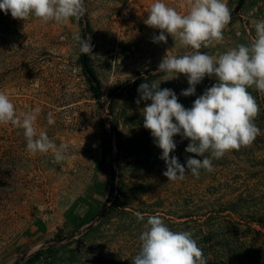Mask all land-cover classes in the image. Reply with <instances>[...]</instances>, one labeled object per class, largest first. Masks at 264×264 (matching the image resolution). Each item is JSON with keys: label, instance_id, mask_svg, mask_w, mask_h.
Segmentation results:
<instances>
[{"label": "rangeland", "instance_id": "1", "mask_svg": "<svg viewBox=\"0 0 264 264\" xmlns=\"http://www.w3.org/2000/svg\"><path fill=\"white\" fill-rule=\"evenodd\" d=\"M154 2L84 0L83 17L64 24L0 11V92L18 116L40 108L37 132L64 146V159L56 162L51 151L29 152L22 128L0 124V264H132L148 215L160 216L173 231H190L200 248L213 224L231 248L253 240L264 248L251 231L263 232L256 220L264 216V93L248 89L261 129L250 146L214 159L212 172L168 181L162 150L143 127L142 109L151 101L136 103L138 87L160 83L187 109L217 81L205 76L187 97L180 95L189 87L186 75L163 81L156 70L166 52L180 56L191 49L170 35L166 44L152 42L160 30L143 21ZM163 2L183 11L182 0ZM226 2L231 21L223 40L201 48L212 56L250 43L254 22L264 20V0ZM76 34L91 37L92 52L80 51ZM173 139L170 155L182 165L189 156L202 159L185 152L188 139ZM137 212L145 221L137 222Z\"/></svg>", "mask_w": 264, "mask_h": 264}, {"label": "clouds", "instance_id": "2", "mask_svg": "<svg viewBox=\"0 0 264 264\" xmlns=\"http://www.w3.org/2000/svg\"><path fill=\"white\" fill-rule=\"evenodd\" d=\"M177 11L155 0L144 24L159 29L153 43H167V36L176 37L179 43L191 51L184 55H170L161 59L156 71L163 72V81L184 74L189 87L180 95H195L196 85L208 77L216 83L206 88L197 97L191 108L178 102V96L169 88H160V83L144 82L139 85L136 103L151 101L143 109V127L150 130L154 143L162 150L160 159L165 162L163 175L168 181H178L190 172L198 177L200 170H214L213 160H219L231 150L250 146L261 129L254 123L259 113L255 97L248 91L255 87L264 93V20L254 22L255 36L248 44H238L219 56L202 52L223 40V30L231 21V12L226 0H182ZM0 11L11 17L26 20L34 17L44 24L68 23L79 20L86 12L84 0H0ZM167 34V35H166ZM84 54L92 52L91 37H74ZM40 108L32 112L16 114L9 96L0 92V124H9L23 129L27 150L33 154L52 152L56 162L64 159V146H58L43 130L37 132L35 122ZM48 124L55 120L48 114ZM180 135L190 142L186 153V166L178 157L170 155L177 147L173 137ZM207 153V155H206ZM137 222L145 221V215L137 212ZM139 252L132 264H207L202 248L190 231H173L158 215H148L143 231L138 237Z\"/></svg>", "mask_w": 264, "mask_h": 264}, {"label": "trees", "instance_id": "3", "mask_svg": "<svg viewBox=\"0 0 264 264\" xmlns=\"http://www.w3.org/2000/svg\"><path fill=\"white\" fill-rule=\"evenodd\" d=\"M87 73L93 75L88 64H84ZM257 223L263 229L251 230L260 234V238L264 241V216L258 218ZM216 225V224H215ZM209 233L205 237L204 248H202L207 264H264V248L258 245L257 240H253V244L247 248H231L225 238H221L214 229V224L209 228ZM38 257L40 254L37 255Z\"/></svg>", "mask_w": 264, "mask_h": 264}, {"label": "water", "instance_id": "4", "mask_svg": "<svg viewBox=\"0 0 264 264\" xmlns=\"http://www.w3.org/2000/svg\"><path fill=\"white\" fill-rule=\"evenodd\" d=\"M105 213H106V209H104V210L100 213V215L98 216L97 220H98V221L101 220V219L103 218V216L105 215ZM91 226H92V223L89 224V225L87 226V229H90Z\"/></svg>", "mask_w": 264, "mask_h": 264}]
</instances>
